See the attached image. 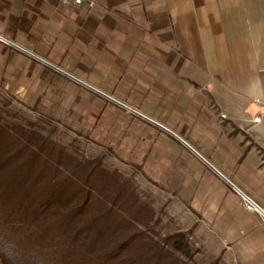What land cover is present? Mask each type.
Returning <instances> with one entry per match:
<instances>
[{"label": "crops", "instance_id": "crops-1", "mask_svg": "<svg viewBox=\"0 0 264 264\" xmlns=\"http://www.w3.org/2000/svg\"><path fill=\"white\" fill-rule=\"evenodd\" d=\"M96 2L0 0V35L166 125L264 208V117L251 122L253 100L264 102V0ZM0 85L74 131L111 134L112 147L181 187L189 178L195 204L236 228L253 219L178 140L2 45Z\"/></svg>", "mask_w": 264, "mask_h": 264}, {"label": "trees", "instance_id": "trees-1", "mask_svg": "<svg viewBox=\"0 0 264 264\" xmlns=\"http://www.w3.org/2000/svg\"><path fill=\"white\" fill-rule=\"evenodd\" d=\"M33 126L0 115V264L191 260L183 234L155 238L152 211L116 174L79 161Z\"/></svg>", "mask_w": 264, "mask_h": 264}, {"label": "rangeland", "instance_id": "rangeland-1", "mask_svg": "<svg viewBox=\"0 0 264 264\" xmlns=\"http://www.w3.org/2000/svg\"><path fill=\"white\" fill-rule=\"evenodd\" d=\"M0 115L7 124H33L36 131L79 161H96L105 172L116 174L142 205L152 211L149 227L156 239L185 236L191 256V260L183 259L187 264H263L264 224L258 216L251 214L252 220H242L244 228H236L226 222L222 212H209L206 200L204 204H195L187 187L189 178L181 187L182 181L175 176L165 178L154 173L158 166L140 165L141 158L135 157L134 150L112 147L111 134L74 131L63 118L30 108L1 85Z\"/></svg>", "mask_w": 264, "mask_h": 264}, {"label": "built area", "instance_id": "built-area-1", "mask_svg": "<svg viewBox=\"0 0 264 264\" xmlns=\"http://www.w3.org/2000/svg\"><path fill=\"white\" fill-rule=\"evenodd\" d=\"M60 2L62 4V6H64V7L86 6V8L89 10L93 9L97 4L96 0H60ZM0 45L5 46V47H7L11 50H14L16 52H19V53H21V54H23L29 58L35 59V60L39 61L40 63L49 66L50 68L55 70L57 73L69 78L70 80L79 84L84 89H86L89 92H92L93 94L102 98L106 102L117 106L118 108H120L121 110L126 112L127 114L134 115V116L142 119L143 121H145L148 124L152 125L153 127L157 128L159 131H161V132L173 137L174 139L178 140L185 147L189 148L197 158H199L206 166H208L218 177H220L223 180V182L230 188V190L239 198L245 212L258 216L260 218V220L262 221V223L264 224V208L259 203H257L252 197H250L243 190H241L238 186H236L228 177H226L221 172H219L216 168H214L206 159H204L194 149H192L186 141H184L179 135H177L169 127L159 123L158 121L154 120L153 118H150V117L142 114L141 112H139L135 108L129 106L128 104L115 99L110 94L102 92L101 90H99L95 86H92V85L80 80L79 78L72 76L71 74L65 72L64 70H62L56 66L51 65L49 62L43 60L42 58H40L36 54L30 52L29 50L25 49L23 46L17 44L15 41H13L9 38H6V37L0 35ZM253 103L256 106H258L260 109V110H256L254 112L252 120H251L253 125H257V124H260L262 122V119L264 117V112H263L264 102L260 99H254ZM221 118L225 119L226 117H225V115L222 114Z\"/></svg>", "mask_w": 264, "mask_h": 264}]
</instances>
